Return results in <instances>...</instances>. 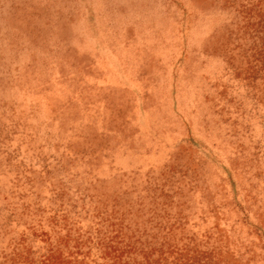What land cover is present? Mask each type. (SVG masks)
<instances>
[{
  "label": "rangeland",
  "instance_id": "obj_1",
  "mask_svg": "<svg viewBox=\"0 0 264 264\" xmlns=\"http://www.w3.org/2000/svg\"><path fill=\"white\" fill-rule=\"evenodd\" d=\"M0 264H264V0H0Z\"/></svg>",
  "mask_w": 264,
  "mask_h": 264
}]
</instances>
